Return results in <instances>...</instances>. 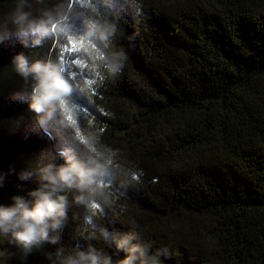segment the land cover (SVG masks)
<instances>
[{
  "label": "trees",
  "instance_id": "trees-1",
  "mask_svg": "<svg viewBox=\"0 0 264 264\" xmlns=\"http://www.w3.org/2000/svg\"><path fill=\"white\" fill-rule=\"evenodd\" d=\"M20 2L0 0V205L38 188L40 167L63 163L33 135L35 114L9 100L36 83L14 58L48 52L65 71L78 37L89 50L82 90L67 84L52 112L87 129L81 146L111 168L115 198L94 216L69 194L60 242L22 259L0 235V264H62L76 249L120 264L127 253L95 222L136 237L147 264H264V0H26L57 33L86 2L97 16L92 29L72 26L64 42L32 50L12 24Z\"/></svg>",
  "mask_w": 264,
  "mask_h": 264
},
{
  "label": "clouds",
  "instance_id": "clouds-1",
  "mask_svg": "<svg viewBox=\"0 0 264 264\" xmlns=\"http://www.w3.org/2000/svg\"><path fill=\"white\" fill-rule=\"evenodd\" d=\"M44 20L43 14L34 15L26 10V0H21L12 14V24L18 33L31 32ZM14 65L18 75L25 80L31 77L36 82L29 96V106L37 114L52 111L53 103L69 90L57 66L51 62L29 63L27 57L20 54L14 58ZM118 70V65L111 68L112 72ZM58 155L63 163L40 167L35 173L39 176L40 186L30 191L28 197L13 196L10 205H0V235L21 250L22 259H27L42 243L55 245L60 242L68 218L69 194H72L74 205L93 210L94 216L99 215L95 209L112 203L115 198L110 185L105 182V177L111 173L110 167H102L91 154L83 151L77 154L73 149L62 148ZM32 175V172H24L22 178L28 179ZM89 227L98 231L105 241L115 242L117 250L127 253L120 264H147V253L141 245L134 243L136 237L114 238L98 222ZM61 257L62 264H112L110 257L101 256L95 249H76L74 254L67 256L61 253Z\"/></svg>",
  "mask_w": 264,
  "mask_h": 264
},
{
  "label": "rangeland",
  "instance_id": "rangeland-1",
  "mask_svg": "<svg viewBox=\"0 0 264 264\" xmlns=\"http://www.w3.org/2000/svg\"><path fill=\"white\" fill-rule=\"evenodd\" d=\"M56 1L63 3L64 6H66L68 3V0ZM96 17L97 16L95 10L88 2H86L83 5L80 14L77 13L75 17L72 18L70 23L62 28L60 33L55 32L53 29L50 30L48 28H45L42 25H36L33 27L31 32L25 31L20 34L27 36L26 38H28L29 41L28 47L31 50L35 48H52L57 39H62L63 42L65 38L67 39V36L72 33V26L76 27L80 25L81 28L92 29L97 19ZM20 34H18L17 36H22ZM10 39L12 40V42L15 41V38L12 39V37H10ZM72 44L74 45V47L70 45L68 46V50L73 51V54L70 55L69 62L66 65V70L58 71L62 74L64 81L68 85H71L72 87L74 86L78 90H82L84 78L82 75V67H80V64L82 66L81 55L82 51H87L86 53L87 55H89V50L87 49V47H85L83 39H80L79 37L76 39V41H73ZM41 57L42 56L39 55L30 57V63L37 60L42 62H51L50 53L47 52V54H45L43 58ZM30 95L31 92L29 91H16L9 98V100L11 103H15L18 108L21 107L25 110H28L29 113L35 114L37 120L35 124H33L32 128L34 132L33 135L38 140L44 141L45 144L50 146L52 148L53 154H58L59 150L62 148L73 149L77 152V154H79L81 151L89 153L81 146L80 143L82 138L87 140V129L84 128L83 125H77V123L80 122L75 121L72 114L66 112L67 115L65 117L60 112L59 114H56L52 111L37 114L30 109ZM69 117L71 119H69ZM53 154L47 153V158L51 157Z\"/></svg>",
  "mask_w": 264,
  "mask_h": 264
},
{
  "label": "snow or ice",
  "instance_id": "snow-or-ice-1",
  "mask_svg": "<svg viewBox=\"0 0 264 264\" xmlns=\"http://www.w3.org/2000/svg\"><path fill=\"white\" fill-rule=\"evenodd\" d=\"M69 119H71V118L69 117Z\"/></svg>",
  "mask_w": 264,
  "mask_h": 264
}]
</instances>
